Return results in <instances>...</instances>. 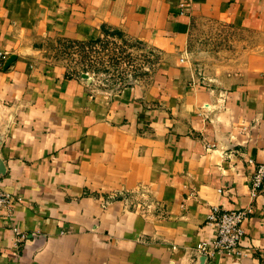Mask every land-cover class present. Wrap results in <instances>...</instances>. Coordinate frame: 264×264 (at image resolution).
Here are the masks:
<instances>
[{
	"label": "crops",
	"instance_id": "crops-1",
	"mask_svg": "<svg viewBox=\"0 0 264 264\" xmlns=\"http://www.w3.org/2000/svg\"><path fill=\"white\" fill-rule=\"evenodd\" d=\"M197 20L258 39L202 75ZM113 32L155 54L149 76L95 89L51 62L50 41ZM0 51L15 56L0 181L18 199L0 213V264H264V190L249 183L264 164V0H0ZM214 207H252L238 253L197 254Z\"/></svg>",
	"mask_w": 264,
	"mask_h": 264
},
{
	"label": "rangeland",
	"instance_id": "rangeland-1",
	"mask_svg": "<svg viewBox=\"0 0 264 264\" xmlns=\"http://www.w3.org/2000/svg\"><path fill=\"white\" fill-rule=\"evenodd\" d=\"M257 39L248 31L197 20L189 32L187 54L197 72L215 73L225 59ZM48 50L53 64L66 68L69 77L82 71L95 89L120 90L149 76L156 65L151 50L114 32L98 41H50Z\"/></svg>",
	"mask_w": 264,
	"mask_h": 264
},
{
	"label": "built area",
	"instance_id": "built-area-1",
	"mask_svg": "<svg viewBox=\"0 0 264 264\" xmlns=\"http://www.w3.org/2000/svg\"><path fill=\"white\" fill-rule=\"evenodd\" d=\"M9 53L0 51V72L5 62L8 60ZM247 163L254 164L251 159ZM254 172L249 178L250 194L254 198L264 190V164L256 163ZM18 199L4 191L0 181V213L11 212L14 203ZM251 208L221 211L214 207L208 215V224L214 228L213 240L210 244L201 242L196 245L199 256L209 258L215 254L238 253L239 245L245 235L244 224L251 213ZM16 231V230H15ZM17 234H19L17 232Z\"/></svg>",
	"mask_w": 264,
	"mask_h": 264
},
{
	"label": "water",
	"instance_id": "water-1",
	"mask_svg": "<svg viewBox=\"0 0 264 264\" xmlns=\"http://www.w3.org/2000/svg\"><path fill=\"white\" fill-rule=\"evenodd\" d=\"M15 60V56H11L8 58V60L6 61V64H5V68L9 67L10 64ZM82 77L84 78H89V76L87 74H82Z\"/></svg>",
	"mask_w": 264,
	"mask_h": 264
}]
</instances>
